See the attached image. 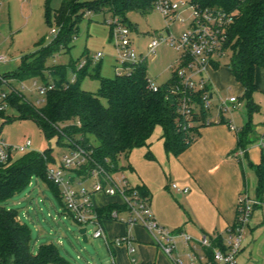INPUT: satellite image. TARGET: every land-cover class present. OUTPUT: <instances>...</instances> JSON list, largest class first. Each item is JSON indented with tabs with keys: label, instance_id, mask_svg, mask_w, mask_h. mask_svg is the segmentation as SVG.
I'll use <instances>...</instances> for the list:
<instances>
[{
	"label": "trees",
	"instance_id": "1",
	"mask_svg": "<svg viewBox=\"0 0 264 264\" xmlns=\"http://www.w3.org/2000/svg\"><path fill=\"white\" fill-rule=\"evenodd\" d=\"M154 1L63 0L56 10H51L48 5L46 18L50 21L53 16L58 25L54 41L25 56L15 73L3 76L13 84L14 81H22L48 71L52 80H44V85L48 87L52 84L53 87L47 88L43 93V104L40 107L27 101L21 93L13 91L8 93L7 99L9 103L17 106L21 117L34 119L46 138L57 132L58 141L65 138L71 150L75 148L74 143H79L89 152L90 164L74 169L77 175H87L86 168L93 163L109 171L119 170V157L127 156L136 147L149 145L157 126L162 129L161 138L165 150L178 155L199 136V128L204 126V109L192 113L188 118L191 124L177 114V99L170 92L171 85L177 81L175 74L160 85L150 78L144 62L128 63L126 70L113 77L102 76L96 65L90 67L89 61L80 69H77L78 59L68 64L47 63L48 58L58 50L68 48V41L76 32L78 22L87 12L111 10L117 15L133 8L148 10ZM190 2L221 8L233 15V21L227 29L226 56L229 55L227 66L235 81L243 87L239 99L245 104L248 113V121L237 131L238 146L234 152L243 150V155L239 156L242 159L246 155L247 145L254 142L250 140L255 127L251 116L260 109L253 94L257 89L255 70L264 69V0ZM124 19L120 18L118 22L122 23ZM217 65L218 63L215 64ZM68 67L73 72L76 71L74 82L66 78ZM84 75L99 80L97 91L81 87L80 80ZM151 82L158 86V90L154 91L150 87ZM4 85L0 79V91L4 90ZM3 113L4 111L0 112ZM220 121L227 122L224 116ZM91 136L96 143L91 142ZM49 150L23 158L11 156L6 162L0 161V264H67L53 243L43 244L37 253H32L29 229L20 222L16 210L9 209L2 203L26 184H30L33 175L41 177L53 189L60 202L62 201L60 187L47 177V162L51 158ZM147 156L153 158L151 153H147ZM253 167L257 178L254 197L264 201L263 152L260 162ZM139 190L148 195L144 187L139 186ZM62 205L73 217L66 204ZM115 208L125 209V206L123 203H110L94 207V211L100 221L102 218H111V212ZM209 239L210 246L203 248V251L212 260L214 249H225L224 237L221 234L209 235Z\"/></svg>",
	"mask_w": 264,
	"mask_h": 264
},
{
	"label": "rangeland",
	"instance_id": "2",
	"mask_svg": "<svg viewBox=\"0 0 264 264\" xmlns=\"http://www.w3.org/2000/svg\"><path fill=\"white\" fill-rule=\"evenodd\" d=\"M180 5L178 13L183 18L167 20L158 10L150 7L148 10L129 9L124 13L115 15L111 10L100 12H87L78 22L76 32L68 41V48L58 50L47 60L48 64H68L73 60H85L99 68L102 76L113 77L117 70H125V66L117 59L118 54V26L128 29V37L135 48L138 57H144L146 70L151 79L157 84H163L174 74V69L180 65L182 50L162 43L153 53H147V45L151 39L163 33L169 36L179 37L191 26L190 0ZM63 0H0V55L5 57L0 61V75L15 73L22 59L54 41L56 34L51 29H58L54 17L48 21L46 9L49 5L51 10L58 9ZM125 18L124 22L117 24L118 19ZM100 52L102 57L96 61L93 57ZM141 55V56H140ZM229 55L223 57L220 62V70L223 71L226 80L221 85V93H239L241 86L232 78L229 66H227ZM90 68V69H91ZM73 71L67 68L66 78L71 79ZM44 80L51 81L52 78L45 70L42 75L30 77L22 81H14L13 85L20 91L24 98L32 104L40 107L43 104V93L39 87L44 85ZM263 88L264 78L262 77ZM25 84V87H22ZM83 89L97 91L99 80L90 75H84L80 80ZM229 87H231L229 91ZM8 93L11 89L8 85L3 86ZM257 91V90H256ZM254 92V99L259 103L260 109L251 116L254 130L250 135L253 143L264 137V91ZM215 108V107H214ZM216 109H212V114ZM235 122L244 126L248 121V113L245 104L234 110ZM237 125V126H238ZM160 126H157L152 134V139L158 140ZM0 138L7 144L18 147L30 140V146L24 151L14 150L16 158H23L50 149L51 158L47 166H58L64 154L70 153L71 148L64 138L58 141V134L46 138L37 122L31 117H21L17 106L8 102L3 114H0ZM94 144L96 140L90 137ZM256 145V144H254ZM80 146L74 143V147ZM264 146V145H263ZM264 147L253 146L247 152L248 157L243 160V170L246 176V192L254 197L256 187V174L254 165L261 160V153ZM128 161L127 156L121 155L118 159V169L113 173L115 178L122 172L126 174L124 166ZM78 181L81 182L78 183ZM90 177L77 176L73 186L78 188L81 185H90ZM172 184V183H171ZM171 186V185H170ZM176 200V192L172 187ZM244 190V189H243ZM62 202V203H61ZM55 195L53 189L37 175H33L30 184L15 193L12 197L2 201L9 209L16 210L20 222L25 224L30 231L31 251L37 253L40 246L46 243H53L67 264H108L111 262V255L108 251L106 241L103 237H94L93 224H86L87 240L84 241L79 233L82 227L65 209L62 201ZM264 213V204L253 208L251 218L252 224ZM250 218V220H251ZM255 225V224H254ZM248 229V228H247ZM58 264V263H49Z\"/></svg>",
	"mask_w": 264,
	"mask_h": 264
},
{
	"label": "built area",
	"instance_id": "3",
	"mask_svg": "<svg viewBox=\"0 0 264 264\" xmlns=\"http://www.w3.org/2000/svg\"><path fill=\"white\" fill-rule=\"evenodd\" d=\"M184 1L176 2L173 0H155L152 7L158 10L167 20L183 18L178 13L180 5ZM191 26L179 37L169 36L159 33L155 35L147 45V53H153L162 43L182 50L180 65L174 69L177 78L170 88V92L177 99V114L184 121L192 115L193 112H200L201 109L206 111L204 125L219 122L222 116H226L227 124L232 131L237 132L238 127L229 118L231 113L236 110L243 102L239 99L240 95L231 94L228 96L215 95L211 89L207 77V71L211 65L220 63L221 59L226 56L227 29L233 21V15L217 7L202 6L198 3L190 2ZM119 24L120 22H116ZM51 33H58V29L52 28ZM128 29L118 26V54L117 59L127 69L128 63H141L144 57H138L135 48L132 46L128 37ZM141 56V55H140ZM102 57L100 52L96 53L93 60L96 61ZM5 57L0 55V61ZM87 61L79 60L77 69L82 68ZM120 73V68H116ZM0 79L8 85L11 91L20 93V91L10 82L0 75ZM76 80V71L73 72L71 82ZM25 87V84H22ZM48 87L42 85L39 87L40 92L44 93ZM150 87L156 91L158 86L150 83ZM8 92L0 91V112L5 111L8 106ZM215 107V108H214ZM212 109H216L215 116ZM183 121V122H184ZM189 123V120L187 121ZM187 122L184 127L187 126ZM191 124V123H189ZM259 145H264V137L258 140ZM30 146V140L18 147L7 144L0 138V161L6 162L13 155L14 150L24 151ZM237 155L242 156L243 150H239ZM90 154L81 146L70 150V153L64 154L58 166H47V177L57 184L65 199V204L72 213L73 218L86 227V224H93L94 237H103L107 247L111 250L113 246L128 244L132 238L125 234L115 237L109 241L105 235L101 222L97 218L92 202V194L102 192L105 195H118L128 213L126 218H120L118 211L114 209L111 217L121 219L131 225H142L149 230L155 239L157 246L174 262V264H238L237 255L242 245V235L245 226L252 217L253 208L256 205L264 204V201L251 197L248 192L240 193L237 200V216L235 223L227 228L224 237L225 249H214L213 259L209 260L203 251V248L210 246L208 234L200 238H194L191 234L181 230L173 231L160 224L150 207L148 195H144L139 190V186L129 182L125 173L113 177L116 171L104 169L99 164L93 163L86 168L87 176L92 179V183L81 185L76 188L73 186L77 178L74 169H81L90 163ZM78 183L81 184L80 181ZM171 187L178 193H187L188 187H182L173 182ZM182 238L184 251L181 253L178 247L177 238ZM134 248L129 247V251ZM108 264H115L112 259Z\"/></svg>",
	"mask_w": 264,
	"mask_h": 264
},
{
	"label": "crops",
	"instance_id": "4",
	"mask_svg": "<svg viewBox=\"0 0 264 264\" xmlns=\"http://www.w3.org/2000/svg\"><path fill=\"white\" fill-rule=\"evenodd\" d=\"M220 68V63L217 66L214 64L207 71L209 85L214 94L241 95L243 87L238 82L241 92L221 93V85L226 77ZM230 74L234 78L231 70ZM262 77L264 78V69L256 68L257 91H264L261 86ZM230 89L231 87L229 91ZM215 115L214 112L213 116ZM229 118L238 125L234 111ZM161 134L162 129L158 142L154 143L151 136L149 145L136 147L127 155L128 161L124 169L129 182L147 190L156 220L168 229L183 230L194 238H200L204 234H221L225 237L227 228L236 220L238 197L246 190L243 160L248 157L247 152L253 146H261L258 142L247 145L246 155L240 159L234 153L238 146L237 132L221 121L201 126L199 136L178 155L165 150ZM147 153H151L153 158H149ZM78 176L83 179L88 177L85 174ZM173 182L189 188L187 193L176 194V198L180 200L173 196L170 186ZM92 202L94 207L122 203L118 195H105L102 192L93 193ZM116 210L120 218L128 216L125 209ZM252 219L254 218H251L243 230L242 245L237 255L238 264H264V213L255 218V225H251ZM100 222L109 241L125 234L132 238L128 244L113 246L111 250L108 247L111 260L115 264H174L157 246L153 234L142 225H131L112 217L102 218ZM177 241L182 253V238L178 237ZM129 247L134 250L129 251Z\"/></svg>",
	"mask_w": 264,
	"mask_h": 264
},
{
	"label": "water",
	"instance_id": "5",
	"mask_svg": "<svg viewBox=\"0 0 264 264\" xmlns=\"http://www.w3.org/2000/svg\"><path fill=\"white\" fill-rule=\"evenodd\" d=\"M79 233L82 235L83 240L86 241V240H87V236H86V227H80V228H79Z\"/></svg>",
	"mask_w": 264,
	"mask_h": 264
}]
</instances>
